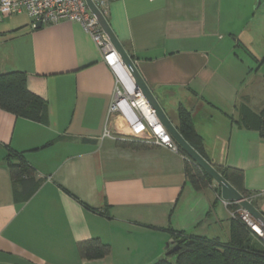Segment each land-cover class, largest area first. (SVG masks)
<instances>
[{
    "label": "crops",
    "instance_id": "1",
    "mask_svg": "<svg viewBox=\"0 0 264 264\" xmlns=\"http://www.w3.org/2000/svg\"><path fill=\"white\" fill-rule=\"evenodd\" d=\"M106 18L171 122L190 110L206 154L244 171L264 214V137L240 122L264 109V0H113ZM0 71L26 73L47 102L39 121L0 108V264H153L172 230L229 240L221 190H195L183 154L104 136L117 75L82 24L4 18ZM22 160L35 173L28 196L10 172ZM93 238L111 253L82 258Z\"/></svg>",
    "mask_w": 264,
    "mask_h": 264
},
{
    "label": "trees",
    "instance_id": "2",
    "mask_svg": "<svg viewBox=\"0 0 264 264\" xmlns=\"http://www.w3.org/2000/svg\"><path fill=\"white\" fill-rule=\"evenodd\" d=\"M0 108L17 116L39 121L47 113V102L28 88L26 73L20 71L2 73L0 71ZM179 115L180 124L177 128L186 141L213 164L236 189L251 199L253 194L245 186L244 171L215 163L210 159L204 150L202 136L194 128L192 112L181 106ZM243 115L244 117L240 119L241 124L246 127H258L264 137V109L257 114L250 108H244ZM118 144L137 150L151 147V145L130 139H119ZM179 152L185 157V179L195 190H206L214 183L216 184L210 174L180 147ZM9 165L13 182L22 186L25 196L30 195L36 187L35 173L31 165L26 160L19 163L9 161ZM217 190H220L218 185ZM238 206L239 204L236 203L233 207ZM172 237L178 250L153 264H264V240L240 218H233L230 238L225 242L218 237L209 238L176 230H172ZM78 250L82 258L93 259L110 254L111 245L99 238H93L80 242ZM172 257H175V260H172Z\"/></svg>",
    "mask_w": 264,
    "mask_h": 264
},
{
    "label": "built area",
    "instance_id": "3",
    "mask_svg": "<svg viewBox=\"0 0 264 264\" xmlns=\"http://www.w3.org/2000/svg\"><path fill=\"white\" fill-rule=\"evenodd\" d=\"M110 1L113 0H92L105 17ZM22 13L32 20L33 28L38 23L48 25L69 20L79 22L91 34L102 52L103 60L116 73L118 81L104 136H116L120 140L130 139L179 151L178 144L160 121L156 110L134 85L118 51L91 11L87 0H0V22L6 17ZM225 203L233 218H240L257 234H263L254 218L244 208L240 205L234 208L235 202Z\"/></svg>",
    "mask_w": 264,
    "mask_h": 264
},
{
    "label": "water",
    "instance_id": "4",
    "mask_svg": "<svg viewBox=\"0 0 264 264\" xmlns=\"http://www.w3.org/2000/svg\"><path fill=\"white\" fill-rule=\"evenodd\" d=\"M87 3L94 13V15L99 20L101 26L103 27L105 33L113 43L114 47L118 51L126 70L133 80L136 88L140 89L143 93L144 97L149 102L150 106L156 110L157 116L160 121L166 126L169 133L172 135L178 146L186 152V154L193 159L201 168L207 171L210 176L214 179L216 184L220 186V194L221 198L225 201L235 202L239 204L242 208H244L256 221L260 230L262 231V235H264V214L251 202V200L246 197L243 193H241L238 189H236L227 179H225L221 173L217 171V169L208 162L197 150H195L183 137V135L179 132L178 128L171 122L165 109L160 104L153 91L149 88L137 66L132 58L131 54L125 49V47L121 44L115 33L113 32L107 18L103 16L101 11L97 8V6L92 2V0H87ZM42 24L38 23L37 28H40ZM172 248L167 252V255H170L178 250V246L174 245L175 240H171Z\"/></svg>",
    "mask_w": 264,
    "mask_h": 264
},
{
    "label": "rangeland",
    "instance_id": "5",
    "mask_svg": "<svg viewBox=\"0 0 264 264\" xmlns=\"http://www.w3.org/2000/svg\"><path fill=\"white\" fill-rule=\"evenodd\" d=\"M254 65H255V63H254ZM254 65H253V67H254ZM261 70V69H260ZM256 71V69L253 71V73H251L249 76L250 77H253L254 76V72ZM261 73H264V67H263V69L261 70ZM171 115H174V117L176 116V114L174 113V114H171ZM259 235V234H258ZM263 240H264V235H259ZM172 260H175V257H172Z\"/></svg>",
    "mask_w": 264,
    "mask_h": 264
}]
</instances>
